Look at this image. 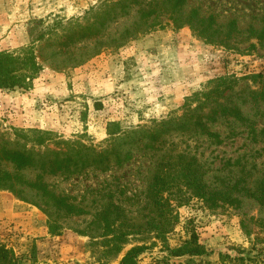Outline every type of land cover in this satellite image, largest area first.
<instances>
[{
  "label": "rangeland",
  "instance_id": "1",
  "mask_svg": "<svg viewBox=\"0 0 264 264\" xmlns=\"http://www.w3.org/2000/svg\"><path fill=\"white\" fill-rule=\"evenodd\" d=\"M174 1L0 0V51L30 48L40 68L30 88L0 89V145L29 148L34 137L15 130H38L49 133L35 148L48 159L47 150L66 149L63 140L115 149L106 166L43 174L50 191L84 209L80 216L47 206L18 180L21 198L0 189V243L33 254L24 264H118L133 246H143L137 264H264V205L243 191L233 192L234 205L210 206L175 189L176 221L165 235L144 225L160 219L146 190L162 156L194 157L209 190L240 179L253 189L264 176V102L250 99L264 95V38L252 32L264 28V0H184L179 8ZM223 77L236 81L232 99L254 133L222 118L207 133L170 131L156 150L148 147L158 123L189 117L186 100ZM0 171L24 182L40 174L1 157ZM108 203L123 213L111 234L134 227L118 258L104 260L96 216ZM192 234L204 253L172 256Z\"/></svg>",
  "mask_w": 264,
  "mask_h": 264
},
{
  "label": "trees",
  "instance_id": "2",
  "mask_svg": "<svg viewBox=\"0 0 264 264\" xmlns=\"http://www.w3.org/2000/svg\"><path fill=\"white\" fill-rule=\"evenodd\" d=\"M182 3H184V0H175L174 7L179 8ZM188 23L190 25L192 24L190 20ZM252 32L258 33L259 35H256L258 38H264V28L259 32L253 30ZM39 70L36 56L30 48H23L16 52L0 51V89L2 90L30 88L33 80L37 78ZM234 83H236L235 80L225 77L210 81L204 90L186 100L184 107L189 117L173 119L174 126L170 123L171 120L158 123L161 130L150 132L148 147L156 150L157 146L155 144L159 143L158 138L170 131L199 129L205 133L210 123L217 122L222 118L228 119V121L234 124L237 123L249 128L254 133L252 125L248 124V119L240 111L238 102L232 99L231 90L234 87L232 85ZM250 97L254 102H264L263 94H250ZM236 99L240 100L244 98H242L241 94H238ZM241 102L243 103L244 101L242 100ZM205 109L207 111L204 112ZM15 131L20 134L32 135L34 137L32 138L33 144L29 148H25V146L23 148H12L7 146L9 144L7 141H3L4 144L0 145L1 159L12 163L18 169H38L40 174L36 176L33 182H24L17 177L11 176L7 172L0 171V189L9 190L20 197L21 190L15 188L18 180L26 187L35 190L38 194L40 193V196L47 206L50 205L59 211L73 216L84 214L85 211L83 208L69 203L66 198L50 191L43 182V174H72L82 171L90 165L98 166L99 164L106 166L109 163V155L112 152L114 153L115 149L108 150L106 148L104 150H96L76 141L65 142L63 140L61 143L64 146L66 145V149L58 148L55 150H47L51 154V158L48 159L46 158L45 152L35 150V148L36 146L44 145L42 143L43 136H49V133L38 130ZM110 135L113 134L110 133ZM215 137L219 138V135H215ZM218 141L220 142L221 140ZM115 157V162L117 163L122 159L120 155H115ZM177 157V161L172 162L171 156H162L147 186L146 195L157 217L160 219L156 220L152 218L150 221L144 222V225L154 228L156 237L164 236L167 228L176 221L172 214L174 206H172L170 194L178 188H185L190 192V196L200 198L205 203H209L210 206H218L219 203L234 205L238 202L237 197L233 195L235 191H243L244 195L264 205V176L255 183L253 189L245 185L239 187V182H243L240 179L231 188L227 185L224 189L209 190L203 180V174L198 170L196 159L194 157L187 158L183 154H179ZM119 210L118 206L108 203L96 216V220L102 223L104 232H106L101 236L103 237L102 241L104 240L102 243L108 244L107 250L102 255L104 260H108L106 257H111L110 259L118 258L124 249L128 233L134 227L128 224L127 230L111 234L115 231L113 227L115 224L120 226L123 223L122 220L118 221L119 217L123 218V213ZM113 214L114 216L112 217ZM116 220L118 221L117 223ZM50 230H52V227H50ZM90 245H96V243H90ZM142 250L143 246L129 248L120 258L118 264H137L136 257ZM169 252L172 256L200 255L204 253V250L197 244V239L192 234L181 245L169 249ZM32 258H34L33 254L29 256V259L26 256H17L12 249L0 243V264H24L25 262H33L34 260Z\"/></svg>",
  "mask_w": 264,
  "mask_h": 264
}]
</instances>
